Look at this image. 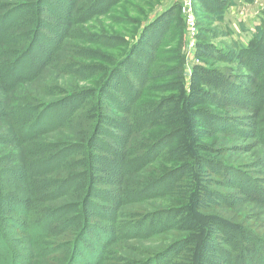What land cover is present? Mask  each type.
Here are the masks:
<instances>
[{
  "label": "rangeland",
  "instance_id": "374dc122",
  "mask_svg": "<svg viewBox=\"0 0 264 264\" xmlns=\"http://www.w3.org/2000/svg\"><path fill=\"white\" fill-rule=\"evenodd\" d=\"M190 3L194 45L185 0H0V264H264V58L248 4Z\"/></svg>",
  "mask_w": 264,
  "mask_h": 264
},
{
  "label": "trees",
  "instance_id": "16d2710c",
  "mask_svg": "<svg viewBox=\"0 0 264 264\" xmlns=\"http://www.w3.org/2000/svg\"><path fill=\"white\" fill-rule=\"evenodd\" d=\"M197 1H199L200 3L203 1H201V0H197ZM212 3H213V5L215 6V12L216 13H218L219 14V16L220 17H222V16H224V12H225V9H226V7L228 6V4H226V2H227V0L225 1V0H210ZM247 1H252V0H247ZM221 2V3H220ZM220 3V4H219ZM178 5V4H177ZM179 6V5H178ZM172 7H169V8H167L166 10H164L161 14H159L158 16H156L154 19H152V20H149L148 22H147V24H145V26H142L141 27V31H139V34H138V36H137V38H136V44L134 45V47L132 46L131 48H130V50L129 51H127V55H126V57L124 58L125 59V61L127 60V58H131V57H133L134 56V52L136 51V48L138 47V45L141 43V42H143V40L144 39H146L147 38V40H148V35H149V33H150V31H151V28L152 27H154L156 24H158V23H163L162 25H165V21H164V18H165V16H167V14H168V12L170 11V9H171ZM260 18V21H259V24H257V25H254V27H255V30H251V35H250V38L248 39V41L246 42V44H241V43H236V45H237V50H236V54L237 55H240V54H242V55H245V56H247L248 55V59H250L251 58V55H253V56H258V58L257 59H259V60H262V58H264V49H263V47L262 46H264V12L262 13V15L259 17ZM153 29V28H152ZM198 45H199V43H198ZM211 46L216 50V51H222V53H225V54H228L229 53V50H226V49H222V48H220V47H218V46H216V45H214V44H211ZM199 49H201V48H199V46H198V50ZM181 50H182V46H181ZM262 50H263V52H262ZM182 52V51H181ZM180 52V58L182 59V61L180 62V65H178V63L177 64H175V65H173L174 67H178V68H180L181 70H180V74L183 76V73H184V57H183V55H182V53ZM247 59V60H248ZM247 60H245V62L247 61ZM125 61H120V64H122V63H124ZM198 70H199V73L200 74H202V75H204V73H210V71H209V69H212V70H214V67H209V68H207V65H199L198 67ZM208 69V70H207ZM114 71V74L113 73H111V74H113L111 77H110V79L111 80H113L114 78H115V74L119 71V67H115V69L113 70ZM215 71H217V69H215ZM109 79V80H110ZM185 89V88H184ZM185 95H186V101H189L188 99L191 97V91H188L187 89H186V92H185ZM60 105H61V103H63V102H58ZM201 111H204V112H206V111H208L207 109H201ZM174 131H176V129H172L171 131H169V133L167 134V135H165L160 141H158L157 143H154L153 144V150H152V152H154V150H155V152H160L161 150H162V148L163 147H161V146H167L166 144H168V142H169V140H171V136H173L174 137ZM84 138H87L86 136L84 137ZM165 141L164 143H161V141ZM162 144V145H161ZM203 146H204V144H202ZM205 146H207V144L205 145ZM232 161V160H231ZM240 166L239 165H237V164H235L234 163V165H233V167H231V168H234V169H238ZM174 172V171H173ZM173 172H169V173H167V174H165L164 176L165 177H168L171 173H173ZM164 177V178H165ZM167 181V179H163V180H160V181H158L159 182V184H162V183H164V182H166ZM169 181V180H168ZM167 181V182H168ZM158 184V185H159ZM245 185H246V182L244 183ZM247 189H241V186L239 187V191H241L243 194H244V192H248V193H252V192H254L255 193V195H249V197H246V201H251V197L252 196H256V195H258V193H260V189L256 186V185H253V184H248V185H246L245 186ZM220 199H218V201H219ZM221 200H223V199H221ZM220 200V201H221ZM253 209V208H252ZM172 216V215H171ZM145 217H149L148 218V220L149 221H145V223H143V224H141V228H143V227H152V228H154V229H156L157 231H155V232H158V231H160L161 229L160 228H162L161 227V225H162V221H163V219H162V217L163 216H160L157 212H152V213H149L147 216H145ZM172 217H178V216H172ZM147 220V219H146ZM171 221H173V219L171 218L170 220H168L167 222H171ZM151 225V226H150ZM165 225H166V223H165ZM147 227V228H148ZM261 240V239H260ZM184 245H185V243H183L182 241H178V242H175L174 244H171L167 249H166V251H167V253L166 254H161L162 256H163V258H164V255H167V254H172V253H179L180 252V250H182L183 249V247H184ZM255 247V246H254ZM244 250H247L248 251V249H244ZM239 254H241V253H236V255H235V263L236 264H239V260L241 259V255H239ZM239 255V256H238ZM238 260V261H237Z\"/></svg>",
  "mask_w": 264,
  "mask_h": 264
},
{
  "label": "crops",
  "instance_id": "0c3cea01",
  "mask_svg": "<svg viewBox=\"0 0 264 264\" xmlns=\"http://www.w3.org/2000/svg\"><path fill=\"white\" fill-rule=\"evenodd\" d=\"M244 1H246V2H244ZM258 0H252L251 2L250 1H247V0H238V2L239 3H244V4H248V8H249V11H248V14L247 15H245V16H242V18H240L241 19V21H240V23L241 22H243V23H248L247 25H246V28L245 27H242V28H240L239 26H237L236 24V22H234L233 23V25H232V28H234V29H238L239 30V28L240 29H244L245 28V30H246V32H247V35H248V38H250V35H251V30H253V29H255V27H253L254 26V20H252V19H255V17H257V15H259V13L260 12H262L261 10H259V7H258V4H259V2H257ZM259 1H261V0H259ZM262 1H264V0H262ZM252 2H256L255 4H252ZM237 3V2H236ZM238 4V3H237ZM252 4V5H251ZM261 4V3H260ZM251 5V6H250ZM234 6H236V5H234ZM261 8H264V5H261ZM264 10V9H263ZM264 12V11H263ZM260 17V16H259ZM257 20H258V18H257ZM236 21V20H235ZM258 22H259V20H258ZM253 23V24H252ZM236 27H235V26ZM242 33H244V31L242 30V32H241V35H242Z\"/></svg>",
  "mask_w": 264,
  "mask_h": 264
},
{
  "label": "built area",
  "instance_id": "2783aa9c",
  "mask_svg": "<svg viewBox=\"0 0 264 264\" xmlns=\"http://www.w3.org/2000/svg\"><path fill=\"white\" fill-rule=\"evenodd\" d=\"M184 11L186 12L187 15V28L189 30V34L191 37V44L194 45V39L196 38L197 35V24H196V19L192 13V7L190 0H185V9Z\"/></svg>",
  "mask_w": 264,
  "mask_h": 264
}]
</instances>
